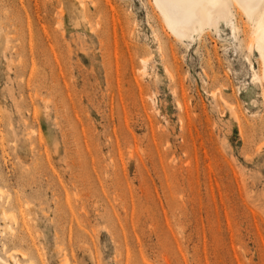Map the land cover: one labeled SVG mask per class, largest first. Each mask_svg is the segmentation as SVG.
<instances>
[{"label":"rangeland","instance_id":"374dc122","mask_svg":"<svg viewBox=\"0 0 264 264\" xmlns=\"http://www.w3.org/2000/svg\"><path fill=\"white\" fill-rule=\"evenodd\" d=\"M233 11L180 38L154 0H0V264H264L262 59Z\"/></svg>","mask_w":264,"mask_h":264},{"label":"bare ground","instance_id":"6f19581e","mask_svg":"<svg viewBox=\"0 0 264 264\" xmlns=\"http://www.w3.org/2000/svg\"><path fill=\"white\" fill-rule=\"evenodd\" d=\"M154 2L167 25L180 38L192 36V32L215 22L232 19L233 7L238 6L240 11L253 21L247 47L260 51L262 73L256 78L264 82V0H154ZM11 257L15 264H21L15 257Z\"/></svg>","mask_w":264,"mask_h":264}]
</instances>
